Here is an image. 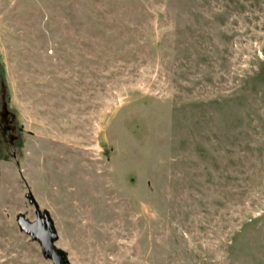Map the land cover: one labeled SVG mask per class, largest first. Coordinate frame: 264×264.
<instances>
[{
    "label": "rangeland",
    "instance_id": "obj_1",
    "mask_svg": "<svg viewBox=\"0 0 264 264\" xmlns=\"http://www.w3.org/2000/svg\"><path fill=\"white\" fill-rule=\"evenodd\" d=\"M26 194L68 264H264V0H0V264Z\"/></svg>",
    "mask_w": 264,
    "mask_h": 264
},
{
    "label": "water",
    "instance_id": "obj_2",
    "mask_svg": "<svg viewBox=\"0 0 264 264\" xmlns=\"http://www.w3.org/2000/svg\"><path fill=\"white\" fill-rule=\"evenodd\" d=\"M26 198L34 207L35 220L29 221L19 216L17 218L19 229L39 244L45 259H49L52 264H68L66 253L55 247L57 234L48 213L39 210L31 194H26Z\"/></svg>",
    "mask_w": 264,
    "mask_h": 264
},
{
    "label": "flooded vegetation",
    "instance_id": "obj_3",
    "mask_svg": "<svg viewBox=\"0 0 264 264\" xmlns=\"http://www.w3.org/2000/svg\"><path fill=\"white\" fill-rule=\"evenodd\" d=\"M4 114H6V112H4Z\"/></svg>",
    "mask_w": 264,
    "mask_h": 264
}]
</instances>
